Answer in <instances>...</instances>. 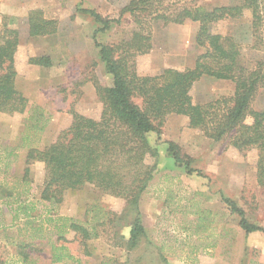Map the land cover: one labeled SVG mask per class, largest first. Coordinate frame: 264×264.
<instances>
[{
    "label": "rangeland",
    "instance_id": "rangeland-1",
    "mask_svg": "<svg viewBox=\"0 0 264 264\" xmlns=\"http://www.w3.org/2000/svg\"><path fill=\"white\" fill-rule=\"evenodd\" d=\"M129 2L8 0L3 3L5 7L0 6V32L4 25L21 32L17 88L31 103H41L44 118L48 119L44 132L35 142L38 148L49 146L59 132L68 127L72 111L100 118L103 103L98 87H108L112 81L106 74L97 44H117L138 30L134 17L123 14ZM177 2L182 6L194 4L212 10L244 5L245 0H167L165 4ZM256 5L261 17L257 30L251 10H246L243 18L224 20L215 26L216 33L233 39L240 46L243 63L249 69L264 62V0H257ZM38 9L45 18L58 23L55 35L29 37L26 31L29 14ZM84 9L111 22L109 28L95 33L100 25L95 18L80 11ZM198 30L199 24L194 22L165 25L162 21H154L152 50L137 58L138 74L154 76L167 68H194L205 52L196 43ZM42 56L50 57L52 67L28 63L30 58ZM234 93L235 85L231 81L203 77L193 90V103L206 105L231 99ZM253 108L264 109V90L256 95ZM28 125L27 118L21 115L0 113V153L20 145ZM149 141L159 155L157 159L148 157L146 161L152 166L156 164L155 176L140 201L146 237L137 249L128 251L125 246L118 247L111 226H101L100 237L90 241L85 250L70 234L67 246L78 262L68 264H264V234H246L239 227L238 217L223 201V198L234 201L245 211L250 223L264 229V188L257 180L256 152L241 155L229 145V140L215 142L204 130L189 128L187 119L180 115H170L163 124L161 136L151 134ZM166 142L180 147L192 173L168 158ZM21 151L25 153L11 164L14 171L9 170L19 178L25 173L27 156V149ZM36 163L38 167L29 176L32 185L20 188L22 200L40 199L46 171L44 164ZM0 167L5 169V165ZM2 178L0 176V180ZM125 205L123 199L85 186L69 191L57 211L62 216L84 222L94 216L88 213L93 207L102 208L104 213L121 214ZM41 209L44 208L39 205ZM11 218L8 211L2 209L0 225H10ZM21 224L0 230V264H24L17 248L23 240L18 232V227L23 229ZM129 230L128 227L121 230L125 240L129 238ZM39 248L46 250L44 257L49 255L44 245ZM37 254L30 253V260L35 264H51L49 259Z\"/></svg>",
    "mask_w": 264,
    "mask_h": 264
},
{
    "label": "trees",
    "instance_id": "trees-1",
    "mask_svg": "<svg viewBox=\"0 0 264 264\" xmlns=\"http://www.w3.org/2000/svg\"><path fill=\"white\" fill-rule=\"evenodd\" d=\"M166 1L130 0L123 14L134 17L138 30L117 44H97L106 74L112 81L108 87H98L103 103L100 118L72 111L68 127L44 149L35 146L48 123L43 107L31 103L16 84L20 33L8 25L0 32V113L21 115L29 123L21 144L0 153V163L5 165L4 170L0 167L3 177L0 180V212L6 209L12 217L11 224L0 225V230L6 231L22 223L23 229L18 227V232L23 240L17 246L22 263L35 264L30 260L31 252L43 258L46 250L39 248L43 245L49 250L44 258L51 264L78 262L67 247V236L73 234V241L86 250L90 241L100 237L99 227L106 225L112 227L118 247L125 246L128 251L137 249L146 237L140 201L156 172V164L152 166L146 161L148 157L157 159L159 155L149 138L151 134L161 136L163 124L170 115L184 116L189 128L204 130L215 142L229 140V145L241 155L256 152L257 180L264 188V109L253 108L256 95L264 90V62L255 69L247 68L240 46L215 32L216 24L243 18L246 10H251L257 30L261 21L257 0L212 10L194 4L182 6L181 2L165 4ZM80 11L95 18L100 25L95 33L109 28L111 22L94 11ZM28 21L31 38L52 36L58 31V23L47 20L39 9L30 12ZM154 21H162L165 25L199 24L196 43L205 52L194 68H167L154 76L138 74L137 58L152 50ZM28 63L52 67V60L45 56L32 57ZM203 77L231 81L235 85L233 98L206 105L194 104L193 90ZM165 145L168 158L192 173L180 147L172 142ZM22 149H27L26 169L24 176L19 178L9 170ZM36 162L44 164L46 171L40 199L22 200L21 184L29 182V167ZM85 186L123 199L126 203L123 212L104 213L102 208L93 207L88 213L94 216L84 222L60 215L57 209L65 195ZM223 201L238 217L239 227L246 234H264V229L250 223L245 211L234 201L227 198ZM39 205L44 209L39 210ZM39 211L41 213L37 214ZM106 214V218L103 217ZM123 227L130 229L127 240L121 232Z\"/></svg>",
    "mask_w": 264,
    "mask_h": 264
},
{
    "label": "crops",
    "instance_id": "crops-1",
    "mask_svg": "<svg viewBox=\"0 0 264 264\" xmlns=\"http://www.w3.org/2000/svg\"><path fill=\"white\" fill-rule=\"evenodd\" d=\"M4 2H8V0H0V6L1 7H3L4 6ZM5 7V6H4ZM47 19V18H46ZM47 20H51V19H47ZM10 28V27H9ZM10 29H16V30H18L19 31V29H17V28H10ZM25 31V30H24ZM26 31H28V35H29V21H28V24H27V30ZM19 33H20V39H21V32L19 31ZM29 37H30V35H29ZM31 38V37H30ZM38 38H42V37H38ZM45 57H48V56H45ZM20 74V73H19ZM19 79V77H17V81H16V84H17V82L19 81L18 80ZM38 105H40L41 106V103L39 104L38 103ZM23 153H25L24 151H19L18 152V157H20V155H22ZM38 163H34V164H32L29 168H30V172H29V176L31 177V175H32V173L33 172H35V169L38 167ZM14 168L13 167H11L10 168V170H13ZM14 171V170H13ZM12 171V172H13ZM25 174V173H24ZM13 175V174H12ZM24 176V175H23ZM22 176V177H23ZM21 180V179H20ZM21 184V183H20ZM30 184V182H28L26 185H23V184H21V188L22 189H24L25 187H28V185ZM30 185H32V184H30ZM29 185V186H30ZM29 188V187H28ZM22 193V192H21ZM68 247V246H67ZM71 254L74 256V254L71 252ZM75 257V256H74ZM68 263H72V262H64V263H59V264H68ZM74 263V262H73Z\"/></svg>",
    "mask_w": 264,
    "mask_h": 264
}]
</instances>
